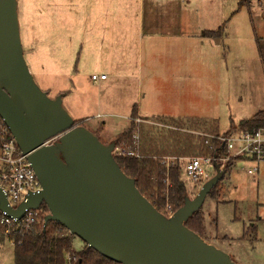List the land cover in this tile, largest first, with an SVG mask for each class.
Returning <instances> with one entry per match:
<instances>
[{
  "label": "rangeland",
  "instance_id": "rangeland-1",
  "mask_svg": "<svg viewBox=\"0 0 264 264\" xmlns=\"http://www.w3.org/2000/svg\"><path fill=\"white\" fill-rule=\"evenodd\" d=\"M51 1L18 0L24 10L20 16L24 44L37 48L25 55L26 61L39 87L51 98L63 95V107L77 124L104 143L115 142L129 128L134 106L143 114L141 122L135 120L138 130L141 125L145 131L169 127L158 123L159 118H195L217 122L221 136L231 130L232 122L237 128L243 119L264 110V0H242L244 6L241 0H179L185 22L191 28L202 25L220 31L221 42L210 39V45L187 47L180 79L165 72L168 63L158 62L147 44L141 62L133 46L124 56L118 52V72L105 70L109 79L98 83L92 75L102 74L110 52L105 49L110 47L93 41L101 36L102 25L92 27L81 6L69 13L60 11L52 19L49 10L42 16L41 5ZM164 78L171 85H163ZM186 131L204 135L199 130ZM165 161L169 165L177 160L166 157ZM220 161L225 170L228 160ZM183 162L184 158L181 179L187 195L194 198L201 187L182 173ZM254 166L258 172L249 174L247 170ZM224 179L225 192L208 195L202 206L203 236L236 263L264 264V162L240 159L227 168ZM171 210L167 205L163 213L170 216ZM74 238L77 249L86 245ZM0 264H14V246L9 241L0 244Z\"/></svg>",
  "mask_w": 264,
  "mask_h": 264
},
{
  "label": "water",
  "instance_id": "water-1",
  "mask_svg": "<svg viewBox=\"0 0 264 264\" xmlns=\"http://www.w3.org/2000/svg\"><path fill=\"white\" fill-rule=\"evenodd\" d=\"M62 98H51L30 71L18 0H0V117L42 185L16 208L0 187L1 211L21 219L27 209L46 205L45 227L58 222L121 264H239L186 225L224 178L220 163L215 161L216 174L197 195L187 196L167 216L122 170L114 155L115 142L106 144L78 125Z\"/></svg>",
  "mask_w": 264,
  "mask_h": 264
},
{
  "label": "trees",
  "instance_id": "trees-1",
  "mask_svg": "<svg viewBox=\"0 0 264 264\" xmlns=\"http://www.w3.org/2000/svg\"><path fill=\"white\" fill-rule=\"evenodd\" d=\"M245 4L246 2L241 0L240 6ZM207 34L219 36L220 31H209ZM137 114L134 108L133 121L129 128L115 139L116 148L120 149L115 158L122 170L136 180L141 193L160 212L163 213V208L167 205L175 212L188 196L186 185L181 179L180 160L192 155L217 158L229 156L226 145L223 146L218 124L195 118L166 117L159 118L157 122L169 127L159 129L153 127L152 131H145L143 125L137 129L138 125L135 122ZM262 125L264 110L243 119L237 128L232 122L231 130L224 135H229L236 129H254ZM186 129L203 131L204 135L196 136ZM166 157L175 158L177 161L167 165ZM240 159L241 157H230L224 172L226 173L227 168ZM223 184H226L224 178L209 195L218 196L222 189L224 193ZM42 210L48 212L47 206L43 205ZM201 210L196 212L186 225L203 237L205 217ZM43 215L45 214L41 213L38 221L30 227L8 228L0 225V244L5 241L13 244L14 264H121L106 258L87 244L82 249H76L75 235L58 222L50 221L45 227ZM255 228L253 226V231H256Z\"/></svg>",
  "mask_w": 264,
  "mask_h": 264
},
{
  "label": "crops",
  "instance_id": "crops-1",
  "mask_svg": "<svg viewBox=\"0 0 264 264\" xmlns=\"http://www.w3.org/2000/svg\"><path fill=\"white\" fill-rule=\"evenodd\" d=\"M20 1L24 3V0ZM80 6L83 8L82 13L85 15V20L92 27L102 25L101 30L99 29L101 36L93 39L87 35L88 41L91 42L93 39L94 42L104 48L110 47L105 48L110 52H107L102 74L107 75L105 70L109 69L118 72V52L124 56V53L129 52L133 46L134 50H137L136 57L141 62L142 49L144 44H147L150 49L155 51L152 56L157 58L158 62L166 61L168 63L164 68L165 72L178 75L180 79L183 71L180 62L185 57L187 47L192 46L193 48L197 44L204 43L207 45V42L210 45L208 41L210 39H217L218 42H221L218 39L219 36L207 34V32H215V30H207L202 25L191 28L192 26L183 19L179 0H52L49 3L43 2L40 7V14L45 17L47 10H49L52 19L60 11L69 13L75 7ZM18 9L20 20L24 10H20L19 7ZM21 38L25 55L37 49L24 44L22 30ZM108 79L109 76L107 75L106 79L98 82ZM173 80L178 81L177 78ZM162 83L163 85H171L170 80L165 78L162 79ZM136 110L137 117L143 120L141 109L136 108ZM204 239L208 241L206 238ZM75 241L74 238V246L77 249L78 246L76 247Z\"/></svg>",
  "mask_w": 264,
  "mask_h": 264
},
{
  "label": "built area",
  "instance_id": "built-area-1",
  "mask_svg": "<svg viewBox=\"0 0 264 264\" xmlns=\"http://www.w3.org/2000/svg\"><path fill=\"white\" fill-rule=\"evenodd\" d=\"M106 78V74L92 75V80L95 82ZM136 120L137 122L142 121L139 118ZM221 140L224 146L226 145L228 157L191 156L184 158L182 173L189 181L202 187L216 174L215 161L220 163L224 169L225 164L223 165L220 159L229 160L230 157H241L242 160L256 164L264 162V125L254 129H236L229 135L222 134ZM116 149L120 151L119 148ZM258 170V166H254L249 168L247 172L253 175ZM0 187L6 194L10 206L14 208L25 201L31 192L35 193L42 190V185L32 164L27 156L22 153L16 139L4 122L0 125ZM41 210L42 207L40 209H27L21 219L10 217L6 212L0 210V225L8 228L13 226L30 227L38 221ZM171 213L174 212L171 210Z\"/></svg>",
  "mask_w": 264,
  "mask_h": 264
}]
</instances>
